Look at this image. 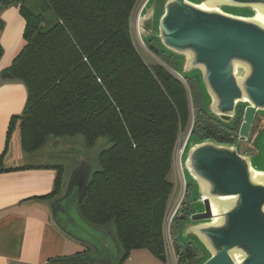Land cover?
Listing matches in <instances>:
<instances>
[{"label":"trees","instance_id":"obj_1","mask_svg":"<svg viewBox=\"0 0 264 264\" xmlns=\"http://www.w3.org/2000/svg\"><path fill=\"white\" fill-rule=\"evenodd\" d=\"M139 1L19 0L25 42L6 69L28 91L24 111L11 118L7 148L17 124L22 149L32 154L54 140L81 136L93 148L99 138L108 139L79 211L87 223L111 229L121 251L118 264L140 248L167 262L165 220L175 188L172 177L180 134L191 120L186 81L161 63L147 62L133 41L131 24ZM4 25L0 15V35ZM146 44L173 65L156 42ZM3 53L0 41V59ZM199 110L203 113L202 106ZM204 125L200 118L193 133L226 138ZM5 155H0V172L26 168L5 167ZM52 167L58 173L54 189L39 198L54 199L63 192L65 168ZM190 194L188 185L180 211H188ZM178 222L175 217L171 225L177 263L200 264L199 248L178 242Z\"/></svg>","mask_w":264,"mask_h":264},{"label":"water","instance_id":"obj_2","mask_svg":"<svg viewBox=\"0 0 264 264\" xmlns=\"http://www.w3.org/2000/svg\"><path fill=\"white\" fill-rule=\"evenodd\" d=\"M16 1L0 0V5ZM137 30L145 43L156 42L176 59L173 71L179 78H196L202 110L214 120L206 119L209 125L232 136L228 128L242 110L236 143L202 138L192 130L183 143L179 163L185 188L191 185V201L188 211H180V203L174 215L178 242L197 246L200 264H264V165L239 152L264 114V0H146ZM13 78L8 70L0 74V82ZM59 153L76 161L62 194L48 204L52 222L91 251L50 262L118 264L121 251L111 229L92 225L103 235H75L80 228L70 208L74 204L79 211L92 166L73 149Z\"/></svg>","mask_w":264,"mask_h":264},{"label":"crops","instance_id":"obj_3","mask_svg":"<svg viewBox=\"0 0 264 264\" xmlns=\"http://www.w3.org/2000/svg\"><path fill=\"white\" fill-rule=\"evenodd\" d=\"M0 15L5 22L0 35L4 49L0 59L1 74L10 66L25 42L26 20L18 1L0 6ZM27 99L28 91L23 82L15 78L0 82V155L6 151L5 167H26L0 172V264H47L52 259L78 252H72L74 239L61 232L52 222L48 208L52 199L39 198L54 189L58 173L53 165L65 167L66 180L69 173L66 172L67 165L75 164L58 160V157H63L59 152L76 149L70 145L60 146L66 139L54 140L44 151L33 154L26 153L21 143L20 147L16 145L12 150L11 140L7 148L11 118L24 111ZM168 244L167 241V262L164 264H175L174 249L171 250Z\"/></svg>","mask_w":264,"mask_h":264},{"label":"rangeland","instance_id":"obj_4","mask_svg":"<svg viewBox=\"0 0 264 264\" xmlns=\"http://www.w3.org/2000/svg\"><path fill=\"white\" fill-rule=\"evenodd\" d=\"M146 0H140L135 11L133 14V18H132V24H131V30H132V36H133V41L137 47V49L139 50V52L142 54V56L144 57V59L149 62L150 64L153 63H161L162 65H164L166 68H168L169 70H171L175 75H177L173 69L176 66V59L171 58V56L166 55V58L169 57L170 59H172L171 63H173V65H168L167 63L164 62V59L160 56H158L157 54L153 53L152 51H150V49L147 46V42L145 43L139 36L138 30H137V19H138V15L140 12V9L142 7V5L144 4ZM52 18V16L50 17ZM175 64V66H174ZM186 85L189 88V92H190V101H191V120L189 125L187 126V128L181 132L180 134V146L181 147L189 133L190 130H194V128H197L196 125H198V121L201 117H203V113L199 110V108L203 105V100H202V94H201V90L200 87L197 83V80L195 77L186 80ZM242 118V117H241ZM200 124V123H199ZM264 133V114H260L259 118L256 122L255 128L253 130V134H252V138L249 142L246 143H242L240 146V150L242 152H252V153H256V154H252L254 157V160L256 161L257 164H261L264 165V150L262 148V134ZM10 144H11V149L13 150V148H15V146H19L20 147V143H21V134H20V128L19 125L17 124V126L15 127V129L13 130V132L11 133V137H10ZM62 144L60 146H64L67 147L68 145L72 146L74 149H76L75 151L80 152L82 154H84V156L87 157L89 164L92 166V171L97 167L98 165V157L100 152L109 146V142L108 139L105 137H101L99 138V140L97 141L96 145L93 148H87L84 144H83V140L81 136H76L73 138H68V140H66V142L63 144V142H61ZM55 145L57 146V144L55 143ZM46 149V147H44L43 149L40 150L44 151ZM179 150L177 152L176 155V167H175V171L173 174L172 179L174 180L175 183V188H174V192L173 195L171 197L170 200V204L168 206V208H173L176 203H179L180 201H182L185 197V193H186V188H185V184H184V178H183V174L180 168V163H179ZM58 160H68L71 162H75V158H70V157H66L63 156L58 157ZM71 163H69V165H67V169L66 172H69L72 167H71ZM65 168V167H64ZM70 213H71V217L73 218L74 223L77 224V226L80 228V230L75 231V235L77 237H79L80 239H86L85 234L90 232V233H95L97 235H103V233H101L100 231H98L97 229H95L91 224L86 223L80 216L78 208L76 205H72L70 208ZM178 230L177 228H174V232H176ZM112 238L110 237L109 240ZM169 240V238H168ZM167 240V241H168ZM74 242L75 248L72 250V252H82L85 250V248H87V246L82 245V243H78V242ZM170 242V241H169ZM112 246L113 249L115 251H117L116 245L115 243L112 241ZM168 246L171 248V244L169 243ZM198 256H201V254H199ZM166 263L165 261H163L162 259L158 258L157 256H155L151 251H149L146 248H140V249H134L131 251V253L129 254V256L127 258H125L123 264H164Z\"/></svg>","mask_w":264,"mask_h":264},{"label":"flooded vegetation","instance_id":"obj_5","mask_svg":"<svg viewBox=\"0 0 264 264\" xmlns=\"http://www.w3.org/2000/svg\"><path fill=\"white\" fill-rule=\"evenodd\" d=\"M203 117H201V119H202V121H203V123H205V125L206 126H209V127H211L212 129H215L216 131H218L219 133H221V134H223L221 131H219L217 128H215V127H213L212 125H209L205 120L206 119H208V120H212L210 117H208L204 112H203ZM242 110L241 109H239V115L237 116V118H236V120H235V122H234V124H233V126L231 127V128H228L231 132H232V136H228V135H226V134H223V135H225L226 136V138L225 139H223V140H219V142H223V143H236L237 142V140H238V138H237V136H238V130H239V127H240V124H241V121H242ZM258 118H259V115L257 116V119H256V122H257V120H258ZM212 121H214V120H212ZM256 122H255V125H256ZM204 125V126H205ZM255 125H254V128H255ZM254 130V129H253ZM252 134H253V132H252ZM205 138H207V137H205ZM211 138V137H210ZM251 138H252V135H251ZM251 138H250V140H251ZM214 139H216V138H214ZM216 140H218V139H216ZM249 140V141H250ZM248 141V142H249ZM242 143H244V142H241L240 144H239V152L240 153H242V154H244V153H246V152H242L240 149V146H241V144ZM246 143V142H245ZM247 153H251V154H256V153H252V152H247ZM179 223V222H178Z\"/></svg>","mask_w":264,"mask_h":264},{"label":"built area","instance_id":"obj_6","mask_svg":"<svg viewBox=\"0 0 264 264\" xmlns=\"http://www.w3.org/2000/svg\"><path fill=\"white\" fill-rule=\"evenodd\" d=\"M183 146V145H182ZM182 146L179 148V152L181 151L182 149ZM181 203V201L179 203H176V205L173 207V208H170L168 213H167V216H166V220H165V237H166V242L168 240V243L171 244V247L173 248V242H172V234H171V225H172V222L174 220V215H175V212L178 208V205ZM170 241V242H169ZM174 249V248H173ZM176 257V256H175ZM175 264H178L177 263V260H176V263Z\"/></svg>","mask_w":264,"mask_h":264}]
</instances>
